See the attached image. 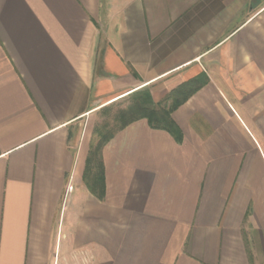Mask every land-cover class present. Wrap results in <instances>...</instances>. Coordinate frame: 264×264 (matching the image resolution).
Segmentation results:
<instances>
[{
	"label": "crops",
	"instance_id": "1",
	"mask_svg": "<svg viewBox=\"0 0 264 264\" xmlns=\"http://www.w3.org/2000/svg\"><path fill=\"white\" fill-rule=\"evenodd\" d=\"M201 75L94 196L73 124ZM0 264H264V0H0Z\"/></svg>",
	"mask_w": 264,
	"mask_h": 264
},
{
	"label": "trees",
	"instance_id": "2",
	"mask_svg": "<svg viewBox=\"0 0 264 264\" xmlns=\"http://www.w3.org/2000/svg\"><path fill=\"white\" fill-rule=\"evenodd\" d=\"M206 83L205 75L192 78L179 84L157 103H153L146 89L131 93L127 103L116 109L112 130L105 134L101 132V139L89 147L83 175V181L88 190L97 198L103 199L105 180L100 156L101 148L117 131L128 124L145 119L151 128L166 130L177 141H180L181 133L172 119V113ZM102 111L107 113L110 111V107H103Z\"/></svg>",
	"mask_w": 264,
	"mask_h": 264
},
{
	"label": "rangeland",
	"instance_id": "3",
	"mask_svg": "<svg viewBox=\"0 0 264 264\" xmlns=\"http://www.w3.org/2000/svg\"><path fill=\"white\" fill-rule=\"evenodd\" d=\"M129 95L118 97L115 100L109 98L100 100L94 104L95 108L91 111L88 117L82 118L73 124L71 129V141L78 142L79 139L83 141V145L88 143V146L95 145L101 139L102 134L112 130L114 125V113L118 107L125 105L128 101ZM107 100H109L107 102ZM169 103V102H168ZM110 107V111L105 113L102 111L103 107Z\"/></svg>",
	"mask_w": 264,
	"mask_h": 264
}]
</instances>
